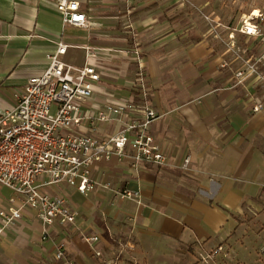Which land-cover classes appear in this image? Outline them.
Returning <instances> with one entry per match:
<instances>
[{"label":"crops","instance_id":"crops-1","mask_svg":"<svg viewBox=\"0 0 264 264\" xmlns=\"http://www.w3.org/2000/svg\"><path fill=\"white\" fill-rule=\"evenodd\" d=\"M56 1L0 0V112L15 103L30 75L46 68L59 40L69 45L61 59L73 65L84 64L85 46L100 50L90 62L101 79L85 109L93 100L101 103L110 96H129L132 59L104 49L138 42L144 53L148 101L160 114L149 130L166 161L133 170L127 160L112 155L90 166L91 177L141 192L132 199H116L106 189L82 194L64 182L44 188L64 196L78 212L73 231L67 229L69 225L55 223L48 228L49 235H60L56 243L65 242L72 264L101 261L83 242L89 235L99 236L94 247L102 259L127 243L117 264L189 263L203 250L217 246L246 207L262 206L264 81L253 75L252 80L237 84L234 69L245 63L246 56L233 53V47L216 37L182 45L173 34L154 35L158 24L144 12L133 18L132 33L118 34L125 20L118 9H131L126 0H75L93 24L86 29L63 23ZM261 49L262 45L257 52ZM259 64L264 74V61ZM252 98L262 101V110H252ZM118 128V124L97 123L90 129L83 121L80 130L103 137ZM2 188L10 191L8 196ZM12 195V190L0 185V208L11 207ZM39 223L25 205L21 219L0 234V251H19L17 234L39 250ZM40 243L53 252L55 242Z\"/></svg>","mask_w":264,"mask_h":264},{"label":"built area","instance_id":"built-area-1","mask_svg":"<svg viewBox=\"0 0 264 264\" xmlns=\"http://www.w3.org/2000/svg\"><path fill=\"white\" fill-rule=\"evenodd\" d=\"M56 9L63 23L85 29L93 27L79 1L57 0ZM238 30L260 38L262 49L253 62L247 61L245 68L234 71L236 83L241 84L252 75L264 81V74L259 70V63L264 61V15L244 16ZM128 45L104 51L116 50L132 59L129 96H110L101 103L93 100L85 109L93 99L95 83L101 79V73L90 62L100 50L85 46L84 64L73 65L61 59L69 45L59 40L48 55L46 68L30 75L15 103L0 112V185L13 192L9 198L11 207L0 208V234L21 219L25 205L34 211L44 235L55 223L74 225L78 212L64 196L44 189L58 183L64 182L82 194L94 189L110 190L116 199H132L141 194L91 177L89 168L98 160L116 155L127 160L133 170L144 164L165 163L166 155L149 130L160 114L148 101L144 53L138 42ZM53 105L56 109L52 114ZM251 107L254 112L262 110V101L254 98ZM83 121L90 129H95L97 123L118 124L119 128L99 137L81 131ZM98 240V235L83 237V242L101 259L99 264H117L127 243L119 244L109 259H102L101 251L94 247ZM219 251L220 247H216L213 254ZM53 258L55 264H71L64 241L55 243Z\"/></svg>","mask_w":264,"mask_h":264},{"label":"rangeland","instance_id":"rangeland-1","mask_svg":"<svg viewBox=\"0 0 264 264\" xmlns=\"http://www.w3.org/2000/svg\"><path fill=\"white\" fill-rule=\"evenodd\" d=\"M126 1L125 5L131 9H118L117 12H124L125 16V20L120 22L118 34L132 33L130 29L133 27V18L138 13L144 12L150 22L158 24L154 35L173 34L179 38L182 45H187L204 36L225 41L233 47V53L238 52L247 57L245 63H241L234 71L245 68L247 61L253 62L262 44L260 38L246 37L238 29L242 18L251 15L254 9L264 15V0ZM145 29L151 30L147 26ZM152 37L153 35L148 39ZM127 40L129 41L128 38ZM259 70H262L260 64ZM55 109L53 105L52 114ZM2 193L8 196L10 191L2 188ZM67 229L73 231L75 227L71 226ZM38 233L36 240L40 246L39 250L30 248L25 238L17 234L15 241L21 246L20 250L16 252L9 250V253L5 250L0 251V264H55L53 252L47 247L43 248L40 242L49 240L52 245L53 242L56 243L60 235L58 233L49 235L48 232L44 235L42 227ZM216 247H220V251L213 254ZM68 261L72 264L69 259ZM186 264H264V201L259 208L246 207L243 215L235 221V226L217 246L203 250Z\"/></svg>","mask_w":264,"mask_h":264},{"label":"bare ground","instance_id":"bare-ground-1","mask_svg":"<svg viewBox=\"0 0 264 264\" xmlns=\"http://www.w3.org/2000/svg\"><path fill=\"white\" fill-rule=\"evenodd\" d=\"M252 15L259 16L260 12L257 9H254L253 12H252Z\"/></svg>","mask_w":264,"mask_h":264}]
</instances>
